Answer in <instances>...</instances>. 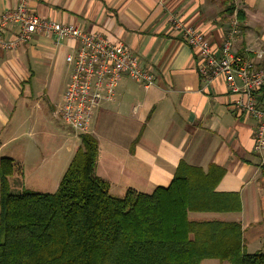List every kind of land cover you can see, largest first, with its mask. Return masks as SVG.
<instances>
[{
    "label": "crops",
    "instance_id": "obj_1",
    "mask_svg": "<svg viewBox=\"0 0 264 264\" xmlns=\"http://www.w3.org/2000/svg\"><path fill=\"white\" fill-rule=\"evenodd\" d=\"M16 2L0 0V17ZM27 6L39 18L123 44L154 77L144 89L122 76L113 99L93 110L87 134L98 144L95 176L108 183L109 193L121 198L128 189L151 194L166 188L181 162L204 172L216 166L223 175L215 191L238 194L240 212H190L188 219L239 224L244 251L264 254V174L253 152L255 122L233 110L236 96L222 79L200 80L198 55L170 22L181 18L217 51L236 17L240 34L233 52L264 65V0H28ZM17 31L10 29L5 39L13 41ZM75 47L68 39L35 34L28 44L0 51V158L11 160L13 187L24 188V178L34 177L55 192L78 149L80 136L52 120L61 121L58 107L71 73L65 58ZM256 99L264 107V88Z\"/></svg>",
    "mask_w": 264,
    "mask_h": 264
},
{
    "label": "trees",
    "instance_id": "obj_2",
    "mask_svg": "<svg viewBox=\"0 0 264 264\" xmlns=\"http://www.w3.org/2000/svg\"><path fill=\"white\" fill-rule=\"evenodd\" d=\"M98 144L83 134L53 193H9L11 160L0 158V264H264L247 254L239 224L193 222L188 213H238L236 193H219L223 170L181 162L168 187L121 198L95 176Z\"/></svg>",
    "mask_w": 264,
    "mask_h": 264
},
{
    "label": "built area",
    "instance_id": "obj_3",
    "mask_svg": "<svg viewBox=\"0 0 264 264\" xmlns=\"http://www.w3.org/2000/svg\"><path fill=\"white\" fill-rule=\"evenodd\" d=\"M27 1L17 0L13 8L1 15L0 51L28 44L35 34L55 42L68 39L76 44L74 53L65 58L71 73L58 107L61 121L74 137L88 133L94 108L102 101L113 99L122 76L138 82L144 89L154 84L153 75L141 68L138 59L123 44L112 43L97 32L39 18L29 11ZM170 22L183 43L198 55L200 80L210 84L222 79L228 92L236 96L233 110L255 122L253 152L260 157L264 174V107L256 99L257 93L264 88V65H256L247 55L233 52V42L240 34L238 20L236 17L231 20L217 51H213L206 38L181 18L171 17ZM15 27L18 28L15 39L6 40L5 34Z\"/></svg>",
    "mask_w": 264,
    "mask_h": 264
},
{
    "label": "rangeland",
    "instance_id": "obj_4",
    "mask_svg": "<svg viewBox=\"0 0 264 264\" xmlns=\"http://www.w3.org/2000/svg\"><path fill=\"white\" fill-rule=\"evenodd\" d=\"M63 81H64V78L61 80L62 84H63ZM52 120L56 124H60V126L62 128L61 130L63 132L64 131L69 132L68 127H66L63 123H61V121L59 122L55 118V116H52ZM60 154L61 155L65 154L64 150H62ZM36 161L34 160V162L32 164L37 163ZM17 180H19V179H17ZM20 180H21V178H20ZM24 180H25L24 188H17V187H13V185H11L10 178H8V186H9L8 191H9V193L17 194V193L21 192L22 190H28V191H32V192H36V193H42V194L54 192L53 188H46L48 186H45V185H40L39 186L38 185L39 183L36 181V178H34V177H31V178L25 177Z\"/></svg>",
    "mask_w": 264,
    "mask_h": 264
}]
</instances>
